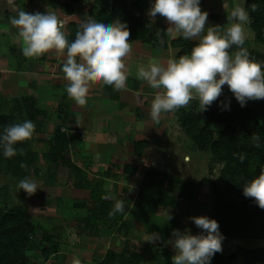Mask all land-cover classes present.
I'll return each mask as SVG.
<instances>
[{
	"label": "rangeland",
	"instance_id": "374dc122",
	"mask_svg": "<svg viewBox=\"0 0 264 264\" xmlns=\"http://www.w3.org/2000/svg\"><path fill=\"white\" fill-rule=\"evenodd\" d=\"M28 1L0 0L2 25H0V38L6 36L9 38L8 42L19 41L20 48L15 50L20 54L23 47L21 38L18 40L19 36L7 34L3 29V26L11 25L10 18L16 16L19 11L35 13L34 9L38 8L41 13L55 12L64 21V31L67 36L66 23L80 24L85 15L89 16V8L107 6L111 0H88L87 3L85 0H78L73 4V11L63 7V4L66 5L69 0H57L53 3L34 1L32 4H28ZM125 1L129 6L135 0ZM244 2L245 0H201V9L208 12L209 24L214 25V22H219V25L227 26V16L233 7L237 5L244 7ZM151 6V0H144L146 18L163 24L166 31L169 27L167 20L165 25L162 22L163 17L157 15L151 18L148 15ZM247 30L250 33L247 39L250 46L264 52V46L256 42L250 24ZM165 39L168 43L171 40L167 37ZM188 41L196 43L195 40ZM143 44L159 52L157 55L162 60L169 55L171 58H176L191 50L190 48L181 53V47L172 46L170 43L167 48L162 49H155L147 43ZM4 51L5 49L0 47V53ZM16 58V64L19 65L20 57ZM1 76L0 97L24 95L34 97V94L22 93L20 87L10 88L5 78ZM233 97L228 89L225 92L223 90L219 98L229 102ZM34 103L36 101H33ZM23 105L25 107L23 109L28 113V115L23 114V119L31 120L35 124L33 137L23 141L21 146V149L25 148L30 152V156H25L29 161L20 168L15 166L18 164L16 159L2 158L1 163L6 167H0V208L20 205L27 211L30 234L26 258L32 264H104V261L105 264H121L120 256L129 257L130 254L135 253L140 255L138 264H173L175 249L169 243L172 233L162 243L159 240L149 243L144 241L145 237L153 233L150 229H161L168 215L171 216L170 221L175 222L176 229L190 230L196 234L197 230L191 226L193 223L191 217L209 215L211 189L202 186L196 198L190 200L177 198L173 207H158L154 211L137 207L135 201L137 190L148 169H157L193 184L199 183L202 179L212 181L219 176L224 167L223 162L214 156L209 144L200 146L193 138L198 134L197 129H200L205 122L203 117L205 111H199L198 100H192L187 108L171 112V117L166 118L165 121L160 119L161 129L154 135H148L147 139H142L146 136L144 134L138 136L146 142L145 144L134 145L137 141L130 140L129 145L125 147L119 145V149L113 151L114 155L112 153L106 156V153L101 151V156L92 154L84 157L76 153L73 156L70 154L69 140L77 138V132L74 127L65 128L57 125L58 120L62 118L58 111L60 106L56 110L49 108L42 111L34 104L38 113L33 120L31 115L33 116L32 111L35 109L32 107V102ZM194 114H199L201 117L193 121ZM185 117H187L186 121ZM185 124L191 125L194 129L186 130ZM223 127L224 123L220 121L209 124L213 134L212 140L217 139ZM57 133L59 139L56 138ZM102 148L104 147L100 150ZM71 161L83 172V176ZM25 177L31 178L38 185L37 191L31 195L17 188L19 180ZM87 182L91 187L114 191L113 194L124 201L125 212L109 217L108 214L97 211L99 199L96 197L92 199L89 189L77 187ZM172 194L176 193L168 192V195ZM89 214H98V217L89 220ZM43 235L49 236L50 239L46 240ZM236 246L246 248L264 246V240L227 237L223 240V250L220 253L228 254Z\"/></svg>",
	"mask_w": 264,
	"mask_h": 264
},
{
	"label": "clouds",
	"instance_id": "9594fccd",
	"mask_svg": "<svg viewBox=\"0 0 264 264\" xmlns=\"http://www.w3.org/2000/svg\"><path fill=\"white\" fill-rule=\"evenodd\" d=\"M87 3L88 0H85ZM148 15L164 17L169 27L164 34L157 32L159 44L168 39L195 40L190 52L162 61L153 58L148 65H140L137 78L156 90L150 105V117L159 122L161 115L187 108L192 100H198L199 111H206L217 101L227 85L241 107L249 100L264 99V63L250 57L244 46L250 33L249 12L239 5L227 16V26L208 23V12L201 9V0H151ZM257 8L251 5L252 11ZM22 40V53L28 58H39L55 50L66 58L61 70L68 81L67 95L77 104L84 105L91 83L100 82L120 91L125 89L128 79L126 57L132 51L131 33L126 21L97 20L85 15L73 40L65 35L64 21L55 12L29 13L19 11L10 18ZM235 46V50L230 51ZM224 110H230V102H221ZM35 124L24 120L0 131V155L11 158L17 154L15 145L30 140ZM256 148L264 146V140L251 136ZM235 156L244 162L243 153ZM19 190L31 195L38 189L29 177L19 180ZM243 195L252 198L264 209V169L243 186ZM102 199H111L109 217L125 212V203L109 192ZM171 216L168 215L167 220ZM200 232L174 229L169 243L175 249L173 264H211L216 253L222 252L224 235L219 222L206 215L191 217ZM160 234L153 232L144 241L155 243Z\"/></svg>",
	"mask_w": 264,
	"mask_h": 264
},
{
	"label": "trees",
	"instance_id": "16d2710c",
	"mask_svg": "<svg viewBox=\"0 0 264 264\" xmlns=\"http://www.w3.org/2000/svg\"><path fill=\"white\" fill-rule=\"evenodd\" d=\"M34 1L57 2V0H29L28 4H32ZM77 1L69 0L66 5L63 4V7L68 11H73V4ZM252 4L257 5L255 11L251 9ZM244 8L250 14V27L254 31L256 42L264 46V0H245ZM88 14L97 20L114 21L119 19L126 21L131 33L129 37L131 41L139 40L142 43L150 44L155 49L167 48L170 43L172 46L181 47L182 53L190 50L194 45V43L182 38L171 39L169 43L164 38L165 43L161 46L156 34L157 32L164 34L165 26L146 18L144 0H135L129 6L125 0H111L107 6L97 9L89 8ZM79 25L76 22L66 23L67 38L70 41L75 38ZM244 46L249 50L253 60L264 63L263 51L250 46L248 40ZM233 50H235V46L230 51ZM31 102L32 107H34L32 97L26 95L0 97V131L6 126L23 122V114L28 115L27 111L23 109L25 108L23 103L29 105ZM221 102L225 101L218 98L203 113L205 122L200 129H197L198 134L193 136L198 145L209 144L214 156L223 162L224 167L219 176L212 181L202 179L199 183L193 184L160 170L148 169L137 190L135 204L137 207L148 211H154L158 207L171 208L177 198L194 199L202 186H208L212 191L208 217L215 218L219 222L220 231L224 238L238 237L264 240V209L259 208L252 198H246L242 192L243 186L257 176L261 169H264V146L256 148L251 141L253 134L259 135L264 140V99L249 100L244 107H241L233 97L229 101L230 110H224ZM34 109L32 111L33 116L31 115L33 120L36 119L38 113L35 107ZM199 116V114L192 115V120L197 121ZM213 121L224 123V127L218 133L216 140H212L213 134L209 129V124ZM185 126L188 131L194 129L191 125L185 124ZM56 138L59 139L58 133ZM145 143L142 140L141 142H134V145ZM22 145V142L15 145L17 154L12 157L18 162L15 166H20V168L29 161L25 156H30L29 151H26L25 148L21 149ZM235 153L245 154L246 158L243 163L234 155ZM2 158L5 157L0 155V167H6L5 164L1 163ZM71 163L75 164L72 161ZM78 171H80L79 168ZM77 187L89 189L90 197L99 199L97 211L108 214L113 201L102 199L100 196H105L114 191L108 189L104 191L101 188H95V186L91 187L88 182ZM171 191L176 194L168 195V192ZM27 214V211L20 205L0 208V264H32L25 254L29 248L30 234ZM96 216L98 217V214H89L88 218L95 220ZM191 226L197 230V233L200 232L194 223H191ZM174 229H176L175 222L167 220L161 229L153 228L150 231L160 233L161 239L159 241L162 243ZM45 239H50V237L47 236ZM119 260L121 264H138L140 255L135 253L130 254L129 257L122 255ZM104 262L106 263V261ZM211 264H264V246L254 248L236 246L228 254L216 253Z\"/></svg>",
	"mask_w": 264,
	"mask_h": 264
},
{
	"label": "crops",
	"instance_id": "0c3cea01",
	"mask_svg": "<svg viewBox=\"0 0 264 264\" xmlns=\"http://www.w3.org/2000/svg\"><path fill=\"white\" fill-rule=\"evenodd\" d=\"M34 11L37 12L38 8ZM162 20L165 24L166 19L163 17ZM3 27L7 34L18 36L14 26ZM7 39L6 36L0 38V47L5 49L0 53L1 78H5L10 88L20 87L22 93L34 94L32 99L36 101L34 104L38 110H56L60 106L58 111L62 118L57 125L74 127L77 132V138L69 140L72 156L74 153L82 157L99 156L101 151L110 156L119 149V145L125 147L130 140L147 139L148 135H154L161 129V121L154 122L150 117V105L156 90L138 79L137 71L140 65L146 67L153 58H162L157 55L159 52L141 41H131L132 51L126 57L128 79L125 89L117 91L100 82L91 83L86 103L79 105L67 95L68 81L61 70L66 58L64 55L52 50L39 58H28L16 52L15 49L21 45L19 41L8 42ZM16 57H20L19 65L16 64ZM169 59H172L171 55L162 61ZM223 90L228 91L227 85ZM170 114L164 113L160 119L165 121L171 117ZM142 134L146 136L140 139L138 136ZM101 147L104 148L100 150Z\"/></svg>",
	"mask_w": 264,
	"mask_h": 264
}]
</instances>
